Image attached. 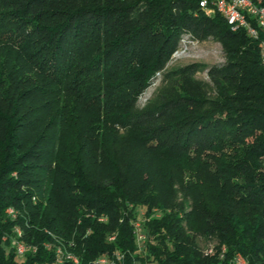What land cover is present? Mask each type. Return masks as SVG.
<instances>
[{
	"label": "trees",
	"instance_id": "16d2710c",
	"mask_svg": "<svg viewBox=\"0 0 264 264\" xmlns=\"http://www.w3.org/2000/svg\"><path fill=\"white\" fill-rule=\"evenodd\" d=\"M210 7L0 0V264H264V33ZM188 30L222 42L220 90L138 107ZM121 131L130 159L105 140Z\"/></svg>",
	"mask_w": 264,
	"mask_h": 264
},
{
	"label": "rangeland",
	"instance_id": "374dc122",
	"mask_svg": "<svg viewBox=\"0 0 264 264\" xmlns=\"http://www.w3.org/2000/svg\"><path fill=\"white\" fill-rule=\"evenodd\" d=\"M226 58L224 46L216 36L199 37L189 30L183 32L179 48L172 53L165 65L156 72L151 83L140 93L137 106L143 107L154 103L159 100L164 91L182 90L181 86L184 83L189 87L196 86L205 90L209 96H215L220 86L214 80L215 76L209 72V68L212 64L224 62ZM184 66H188L186 71H184ZM105 140L112 148L120 149L121 156H128L126 150L136 146L134 136L122 131L119 135L112 133L107 135ZM160 163L163 164V162ZM100 170L102 171L96 164H92V171L96 173ZM146 174L147 172L140 171L141 177ZM182 198V192L177 190L174 200L178 202L182 201ZM184 203L186 207H189L188 200ZM214 241L215 239H200L205 247ZM207 249H212V247H207Z\"/></svg>",
	"mask_w": 264,
	"mask_h": 264
},
{
	"label": "built area",
	"instance_id": "2783aa9c",
	"mask_svg": "<svg viewBox=\"0 0 264 264\" xmlns=\"http://www.w3.org/2000/svg\"><path fill=\"white\" fill-rule=\"evenodd\" d=\"M202 6H207V9L214 11L210 7V0H200ZM221 4V12L228 24L235 29H244L246 33L253 38H259L262 33H264V4L260 0H218ZM261 56L264 61V36L261 38ZM136 233L139 241H142L145 238V233L140 228V222H136ZM6 238V237H3ZM15 239V238H13ZM17 253L23 255L24 247H16ZM59 260H63L65 257L69 258L64 252H59ZM116 256L120 257L121 254L119 251L116 252ZM103 257V254L100 255V258ZM75 264H79V258H69ZM235 260L238 264H247L245 257L237 253ZM99 263V261L97 262ZM116 264V261L113 257L112 263Z\"/></svg>",
	"mask_w": 264,
	"mask_h": 264
},
{
	"label": "bare ground",
	"instance_id": "6f19581e",
	"mask_svg": "<svg viewBox=\"0 0 264 264\" xmlns=\"http://www.w3.org/2000/svg\"><path fill=\"white\" fill-rule=\"evenodd\" d=\"M210 4L214 5L218 11H221V4H220V2H219L218 0H210ZM200 5H201V7H203V8H204V7H207V6H202L201 1H200ZM230 27H231V29H233L234 31L237 30V29H235V28L232 27V26H230ZM8 212H9V213H13V210H12V209H9ZM16 231H17L18 234H20V232H21L20 229H19L18 227L16 228ZM13 240H15V239H13ZM14 245H15V247H21V245H22V247H24V251L27 250V246H26L25 244H23L22 242L18 241V240L14 242ZM207 250H208V249H207ZM210 251H212V249H209V250H208V252H210ZM103 255H104V254H103ZM99 263H101V264H111V263H110V260H109V258H108L107 256H103L102 258H100V259H99Z\"/></svg>",
	"mask_w": 264,
	"mask_h": 264
}]
</instances>
